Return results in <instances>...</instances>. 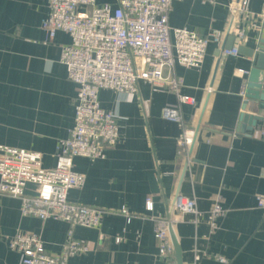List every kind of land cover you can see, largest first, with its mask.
<instances>
[{
  "label": "crops",
  "instance_id": "obj_1",
  "mask_svg": "<svg viewBox=\"0 0 264 264\" xmlns=\"http://www.w3.org/2000/svg\"><path fill=\"white\" fill-rule=\"evenodd\" d=\"M236 1H175L169 24L201 36L212 29L226 34ZM250 9L257 16L244 41L226 35L221 44L210 43L199 71L177 64L182 92L195 104H180L176 95L147 82L131 95L100 91L102 106L118 114L120 138L103 159L75 158L86 182L70 190L69 199L115 212L106 213L99 228H75L90 250L68 264H175V257L160 256L155 220L143 216L168 219L177 193L195 197L200 211L196 223L191 214L171 215L184 264H193L196 249L198 264H264V210L258 207L264 197V138L258 132L264 109L240 94L254 59L239 52L218 56L232 36L234 47L256 48L264 40V0H250ZM48 11L49 0H0V144L41 152L44 167L52 168L59 142L74 126L77 85L60 62L61 47L71 38L61 31L50 38L42 27ZM165 107L179 109L184 121L163 118ZM242 112L262 119L252 130L238 131ZM185 128L197 131L190 162L179 146ZM148 198L153 212L146 210ZM216 204L226 213L214 222ZM68 230L65 221L24 216L19 199L0 194V264H21L8 245L16 233L40 235L47 252L56 254Z\"/></svg>",
  "mask_w": 264,
  "mask_h": 264
},
{
  "label": "built area",
  "instance_id": "obj_2",
  "mask_svg": "<svg viewBox=\"0 0 264 264\" xmlns=\"http://www.w3.org/2000/svg\"><path fill=\"white\" fill-rule=\"evenodd\" d=\"M175 1L181 0H118L116 4L49 0L43 29L50 38L60 31L71 38L61 47L60 62L65 65L68 78L77 85L74 126L68 138L59 142L52 168L44 167L41 152L0 144V194L19 199L24 216L65 221L69 230L56 254L47 252L45 242L36 233L18 232L9 237V248L21 255V264H68L71 258L88 253V244L75 236V228H99L104 215L115 212L69 199L70 190L82 188L86 182L85 175L75 170V158L103 159L120 138L118 114L102 106L100 91L131 95L138 91L140 82H147L176 95L180 104H195L194 97L182 92L184 79L175 73L177 64L201 70L210 43L221 44L226 35L244 41L257 16L250 9V0H237L230 6L227 33L212 29L207 36H201L187 28L170 26L169 14ZM260 16L264 19V13ZM222 54L237 55L238 45L231 50L222 49ZM246 89L245 83L240 93L244 99ZM162 116L184 121L181 111L171 107H165ZM258 130L264 138V127ZM196 136V129L185 128L179 138L187 162L193 158ZM30 185L35 188L33 192ZM154 206L152 198H148L146 210L153 212ZM258 207L264 210V197L258 198ZM169 208L170 216L174 212L191 214L195 223L200 216L196 198L181 193H177ZM121 213L132 216L126 209ZM210 213L215 222L226 209L216 204ZM143 217L155 220L160 256L173 258L172 218ZM200 259L196 249L193 264ZM219 260L227 262L223 257Z\"/></svg>",
  "mask_w": 264,
  "mask_h": 264
},
{
  "label": "water",
  "instance_id": "obj_3",
  "mask_svg": "<svg viewBox=\"0 0 264 264\" xmlns=\"http://www.w3.org/2000/svg\"><path fill=\"white\" fill-rule=\"evenodd\" d=\"M235 38L230 37L229 43L223 45L218 51V56L221 55L222 49H232L234 47ZM238 52L254 59V65L250 70L247 89H246V99H251L258 101L259 107L264 109V40H261L260 44L256 48H247L245 46H239ZM247 101H244L243 110H245ZM260 116L251 115L242 112L240 115V124L238 126V131L245 132V129L252 130L253 127L257 125V122L261 120ZM247 123L249 126L247 127ZM169 216L168 218H170ZM170 235L172 243L175 249L174 257L175 264H184L183 254L181 246L175 235L173 226L170 227Z\"/></svg>",
  "mask_w": 264,
  "mask_h": 264
}]
</instances>
